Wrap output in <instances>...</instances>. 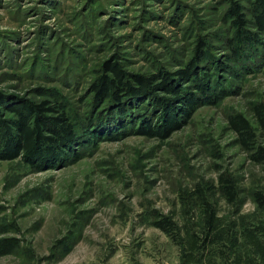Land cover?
<instances>
[{"label":"rangeland","instance_id":"obj_1","mask_svg":"<svg viewBox=\"0 0 264 264\" xmlns=\"http://www.w3.org/2000/svg\"><path fill=\"white\" fill-rule=\"evenodd\" d=\"M232 1L251 20V0H0L1 97L46 99L82 131L41 170L0 160V264H264V206L253 198L264 170L228 122L242 114L264 146L253 113L264 105V35L235 59ZM201 42L207 67L228 66L211 74L228 96L166 137L134 133L129 112L108 121L110 110L86 133L103 63L172 72Z\"/></svg>","mask_w":264,"mask_h":264},{"label":"trees","instance_id":"obj_2","mask_svg":"<svg viewBox=\"0 0 264 264\" xmlns=\"http://www.w3.org/2000/svg\"><path fill=\"white\" fill-rule=\"evenodd\" d=\"M250 5L251 20L244 17L243 6L238 2L232 1L229 6L228 15L236 26L231 41L236 48L235 59L244 46L255 45L259 41H256L258 34L264 35V0H251ZM250 25L256 32H250ZM202 49L201 42L181 68L172 72L160 70L151 75L128 73L116 62L103 63L102 72L90 86L93 108L85 123L86 133L100 111L110 110L112 116L108 121L125 117L129 112L135 118L131 122L136 124L134 133L166 137L179 129L196 108L217 103L228 96L224 88L217 89L211 83V74L225 71L228 66L213 63L207 67L206 52ZM4 107L9 116L2 114L1 108ZM253 113L264 138V105L256 104ZM228 122L249 158L264 170V146L257 141L256 131L249 121L238 113L229 116ZM125 129L123 126L121 131ZM81 133L63 108L51 105L46 99L5 101L0 94V160L21 159L30 167L41 170L50 164V159L59 158L64 150L71 151V146L80 140ZM109 138L113 139L112 136L105 139ZM220 182L226 199L233 203L235 187L223 176ZM253 198L259 206H264L262 193L254 192ZM157 227L169 231L165 220L158 222Z\"/></svg>","mask_w":264,"mask_h":264}]
</instances>
